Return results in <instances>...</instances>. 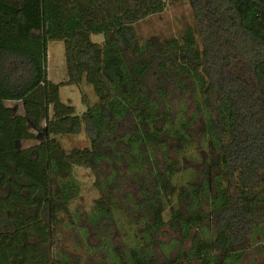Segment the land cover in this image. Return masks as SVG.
<instances>
[{
  "label": "trees",
  "instance_id": "1",
  "mask_svg": "<svg viewBox=\"0 0 264 264\" xmlns=\"http://www.w3.org/2000/svg\"><path fill=\"white\" fill-rule=\"evenodd\" d=\"M188 3L195 28L140 43L133 26L165 0H0V264H81L42 250L65 230L87 246L83 264H241L264 226V0ZM51 42L63 44V84L47 78ZM83 85L95 102L82 96L77 115L60 88ZM82 131V149L56 139ZM202 143L211 153L191 169L199 180L179 189ZM76 168L99 191L79 224ZM116 211L137 227L131 246L114 240ZM167 232L177 235L164 243Z\"/></svg>",
  "mask_w": 264,
  "mask_h": 264
},
{
  "label": "rangeland",
  "instance_id": "2",
  "mask_svg": "<svg viewBox=\"0 0 264 264\" xmlns=\"http://www.w3.org/2000/svg\"><path fill=\"white\" fill-rule=\"evenodd\" d=\"M166 7L161 14L147 17L141 22L133 26L137 39L140 43L146 42H159L164 41L170 37H181L185 30L188 28H195V22L193 20L192 12L188 0H165ZM93 42H100L101 36H92ZM47 78L53 83H65L67 81L65 62H64V48L61 42H51L48 44L47 48ZM86 96L89 99L90 104L95 102V98L92 94L91 88L85 85L81 88L76 86H64L60 88V100L63 103L70 102L75 108L77 115H82L85 112V106L82 103V96ZM179 99H181L180 104L184 106V110L193 111L194 103L192 97L188 93L179 94ZM12 105L14 104H7ZM18 113H21V107L19 104L15 106ZM197 127H194V130L197 132ZM43 136H38L35 141L32 142H20L18 147L20 149L27 148L38 144L43 141ZM56 139L61 143V146L69 151L72 148H84L88 145V140L86 138L85 132L82 131L81 134L75 137H56ZM209 145L206 143L196 144L193 147L186 161L181 164L183 169H187L182 173L178 174L174 180L179 189L184 188V183L189 182L193 184L195 180H199L196 174L192 170L197 171L200 166L209 158L211 153ZM192 169V170H191ZM104 173H109L108 168H104ZM75 178L77 182L81 185V193L78 198L73 202L71 206V211L74 214L75 224L85 222L86 215L91 210L92 205L96 198L98 197L99 191L94 188L95 178L91 171L84 168L75 169ZM214 174H218L217 171ZM195 178L194 180H190ZM213 185V183H212ZM125 190L135 191V186L133 183L125 184ZM225 186V183L222 182V188ZM215 186L211 188V194L215 193ZM115 221L118 225V228L115 229V241L117 244H127L131 246L132 242L130 241L131 235H133L137 227L134 224H131L129 218L126 214H123L121 211H116L114 213ZM64 222L67 223V218H63ZM85 230L88 231V225L84 226ZM264 226H259L257 232L254 236V243L251 244V247L246 250L245 255L241 261V264H261L262 258L264 255V240L260 232L264 231ZM80 237H83L84 234L79 229L77 230ZM68 231H63L57 235L54 239L55 242L51 246H46L42 250L50 257L55 256L58 247H61L63 252L67 257L79 258L81 264L86 259L84 258V253L87 252V246L81 244V242L76 241L79 238L70 236ZM70 232V231H69ZM209 232L203 233V235L209 237ZM75 235V233H71ZM177 234L167 232L166 235L160 240L164 243L168 242L171 238L176 237ZM90 240L91 244H94V235L90 234V237L87 239ZM60 243V244H58ZM260 247V248H259ZM262 249V250H261ZM94 258V256H93Z\"/></svg>",
  "mask_w": 264,
  "mask_h": 264
}]
</instances>
